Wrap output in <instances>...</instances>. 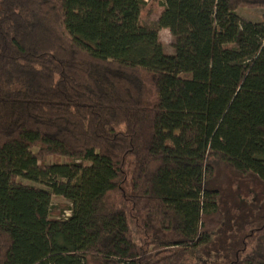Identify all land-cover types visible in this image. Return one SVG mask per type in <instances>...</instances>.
Returning a JSON list of instances; mask_svg holds the SVG:
<instances>
[{"label": "trees", "instance_id": "obj_1", "mask_svg": "<svg viewBox=\"0 0 264 264\" xmlns=\"http://www.w3.org/2000/svg\"><path fill=\"white\" fill-rule=\"evenodd\" d=\"M160 1L0 0V264H264V0Z\"/></svg>", "mask_w": 264, "mask_h": 264}, {"label": "rangeland", "instance_id": "obj_2", "mask_svg": "<svg viewBox=\"0 0 264 264\" xmlns=\"http://www.w3.org/2000/svg\"><path fill=\"white\" fill-rule=\"evenodd\" d=\"M145 1H146V5H145L144 9L142 10L140 23L141 24L155 23L157 21L159 15L161 14L162 9H163L162 1H160V0H145ZM262 12H264V10L241 9L240 15L242 17L250 19V20H257L260 18ZM159 37H160V41H161V44L164 48L165 53L166 54L174 53V50L172 47L173 42H174V38H173L171 32L169 31V29H165V28L160 29L159 30ZM57 160L61 161L59 159H57ZM57 160L50 159L48 161V163L51 164ZM67 214H69V213H67ZM87 264H100V263L96 260L90 259Z\"/></svg>", "mask_w": 264, "mask_h": 264}]
</instances>
